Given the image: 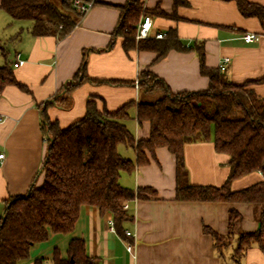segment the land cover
I'll return each instance as SVG.
<instances>
[{"label": "crops", "instance_id": "crops-1", "mask_svg": "<svg viewBox=\"0 0 264 264\" xmlns=\"http://www.w3.org/2000/svg\"><path fill=\"white\" fill-rule=\"evenodd\" d=\"M128 0H96L84 15H75L76 25L65 36L31 33L32 23L15 22L13 33L6 40L14 43V50L0 42L7 50L5 57L0 49V64L9 62L18 81L27 86L8 85L0 93V151L6 156L0 164V217L6 201L15 195L25 194L31 186L41 184V168L48 147L42 129L44 103L51 120L66 127L84 116L88 99L95 97L100 107L117 110L128 102L129 118L124 122L136 139L150 136V122L137 119V104L152 103L164 95L162 90L146 92L136 85L139 74L150 69L169 84L173 91L203 90L209 86V77L202 74L195 49H171L157 59L151 49L123 48V37L113 36L120 18L118 5ZM150 10L174 12V0H141ZM188 5L176 9L177 16L150 14L153 30L167 32L176 29L179 38L187 45L203 43L208 67L220 68L223 58L229 57L227 74L236 83L254 80L253 88L264 95V26L257 17H246L236 1L187 0ZM264 4V0H251ZM1 3V0H0ZM1 12H6L0 10ZM7 13V12H6ZM11 17V16H10ZM12 18V17H11ZM143 19H139L138 25ZM14 21V20H12ZM14 23V22H12ZM24 24V25H23ZM246 33L258 38L246 41ZM86 57V72L93 78L135 80V85L116 86L108 83L84 82L77 86L70 104L55 103L54 96L65 94V86ZM18 59L24 63L15 66ZM4 62V63H3ZM124 156L136 160V150L124 143L118 145ZM150 162L136 165L132 171H123L120 183L130 188L150 186L156 195L149 199L127 200L130 217L124 229L132 235L123 237L114 226L112 213H101L91 205H83L74 231L63 235V247L54 245L51 254L39 257L52 258L55 248L67 256L72 238H83L88 256L99 264H238L233 257L237 242L225 247L222 254L215 248L211 234L204 231L208 225L220 234L228 232L229 209L237 208L243 214V232L259 227L256 207L247 202L184 201L176 199L177 164L173 153L165 146L157 147L155 156L147 152ZM186 184L221 186L227 179L229 155L218 152L214 141L199 140L184 145ZM260 171H252L231 182L232 190H239L263 180ZM133 245V251L127 246ZM262 247L254 243L241 256V264H264V235ZM32 248V247H31ZM32 250L30 249V255ZM31 257V256H30ZM38 258V256L33 258ZM32 262V264H33ZM25 264V263H20Z\"/></svg>", "mask_w": 264, "mask_h": 264}, {"label": "trees", "instance_id": "trees-1", "mask_svg": "<svg viewBox=\"0 0 264 264\" xmlns=\"http://www.w3.org/2000/svg\"><path fill=\"white\" fill-rule=\"evenodd\" d=\"M231 1V0H226ZM242 15L257 17L264 26V4L251 0H234ZM62 8L52 0H1L0 10L12 19L30 20V31L35 36H65L76 25L79 14L72 0H61ZM187 0H174V12ZM120 8V18L113 36L123 37V48L151 49L157 59L171 49L187 51L195 49L200 60L201 73L209 77V86L203 90L173 91L164 78L150 69L139 74L138 86L146 92L162 90L164 95L155 102H139L137 119L150 122V136L136 139L125 124L129 118L128 102L117 110L100 107L91 97L83 117L66 127L50 119L44 103L42 129L48 139V147L42 164L41 184L34 183L25 194L11 196L0 217V264H20L30 257L31 247L45 241L51 233L70 235L75 228L83 205L97 207L101 213L110 212L116 231L129 237L124 222L130 217L123 203L135 198L149 199L156 195L150 186L136 189L123 186V171H132L136 165L150 162L147 152L155 156L157 147L165 146L174 154L177 164L176 199L184 201L247 202L256 207L259 227L243 232V214L235 207L229 209L228 232L220 234L208 225L204 231L211 234L215 248L222 250L237 242L233 257L238 264L247 248L254 243L262 247L264 235V179L239 190L231 189V182L252 171H260L264 177V95H259L252 84L233 82L227 68L208 67L203 43L187 46L170 29L163 38L136 39L141 16L169 14L161 9L150 10L141 0H128ZM67 10V11H64ZM151 14V15H150ZM2 54L7 50L0 42ZM86 57L73 81L65 86L63 96L55 95L54 102L68 106L73 90L84 82L108 83L116 86L135 85V80L104 79L90 77L86 72ZM8 85L27 86L17 80L9 62L0 65V93ZM212 139L218 152L229 155L230 171L221 186L186 184L184 145L188 142ZM124 143L136 150V160L124 156L118 145ZM45 258L34 259L33 264H44ZM52 264H99L86 252L83 238H72L67 256L55 248Z\"/></svg>", "mask_w": 264, "mask_h": 264}, {"label": "built area", "instance_id": "built-area-1", "mask_svg": "<svg viewBox=\"0 0 264 264\" xmlns=\"http://www.w3.org/2000/svg\"><path fill=\"white\" fill-rule=\"evenodd\" d=\"M96 0H72V5L77 9L80 15L86 14L94 5ZM153 30V18L151 16H144L141 22L139 23L137 27L136 32V39L140 40L143 38L148 37H155V38H163L166 35V32L161 31H155ZM244 39L248 42L253 41L258 38V35L255 33H246L244 36ZM230 58L225 57L223 58L222 62L220 63V69L224 70L227 68V63L229 62ZM24 63V60L18 59L17 62L14 63L15 66L21 65ZM138 84V80H136V85ZM4 119V116L2 113H0V121ZM6 154L4 151H0V164L4 160ZM123 207L127 209L129 207L128 202L125 201L123 203ZM127 235H132L131 231L126 230ZM128 250L133 251V245L129 244L127 246Z\"/></svg>", "mask_w": 264, "mask_h": 264}, {"label": "rangeland", "instance_id": "rangeland-1", "mask_svg": "<svg viewBox=\"0 0 264 264\" xmlns=\"http://www.w3.org/2000/svg\"><path fill=\"white\" fill-rule=\"evenodd\" d=\"M52 1L57 6L62 8L61 0H52ZM64 11H67V10H64ZM12 20H14V19H12L8 13L1 12V15H0V38L1 39L3 38V41H6L7 47L9 49L14 50L13 47L15 44L12 43V41H10V40L7 41L6 37H7V35L13 33L12 30L14 29V24H16L15 22H19L20 20L19 19H15L14 21H12ZM10 21H12L14 23L10 24L11 23ZM23 22L24 23L25 22L32 23L30 20H25ZM0 57H1V55H0ZM1 58L3 59V61H5L3 58V55ZM0 65H2V64H0ZM63 235H65V234H63ZM63 235L62 236L61 235L56 236V237H50L45 241L35 243L31 248V250H32L31 255H30L31 257H29L28 259L22 260L20 263L32 264L33 258L36 256H38V257L42 256V255H44V256L48 255L49 256L52 252V248L54 245H58L62 248L63 247V245H62ZM66 236H68V235H66ZM44 264H52L51 259L45 258Z\"/></svg>", "mask_w": 264, "mask_h": 264}]
</instances>
